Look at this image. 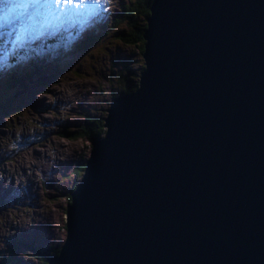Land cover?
Instances as JSON below:
<instances>
[{
    "label": "water",
    "instance_id": "water-1",
    "mask_svg": "<svg viewBox=\"0 0 264 264\" xmlns=\"http://www.w3.org/2000/svg\"><path fill=\"white\" fill-rule=\"evenodd\" d=\"M150 11L47 264H264V0Z\"/></svg>",
    "mask_w": 264,
    "mask_h": 264
},
{
    "label": "rangeland",
    "instance_id": "rangeland-1",
    "mask_svg": "<svg viewBox=\"0 0 264 264\" xmlns=\"http://www.w3.org/2000/svg\"><path fill=\"white\" fill-rule=\"evenodd\" d=\"M121 2L127 0H102L98 18L80 29L74 15L59 17L57 29L39 40L23 16L0 24V263L40 264L26 244L52 249L66 238L68 194L81 179L74 170L89 160L92 145L70 135L85 114L107 117L121 92L114 73L125 59L134 69L144 63L112 27ZM87 37L92 41L81 46ZM15 76L24 78L8 85Z\"/></svg>",
    "mask_w": 264,
    "mask_h": 264
},
{
    "label": "trees",
    "instance_id": "trees-1",
    "mask_svg": "<svg viewBox=\"0 0 264 264\" xmlns=\"http://www.w3.org/2000/svg\"><path fill=\"white\" fill-rule=\"evenodd\" d=\"M155 1L156 0H127V2H121L117 14L112 18V27L120 29V31L117 33V38L125 45L137 48L141 56L145 50V39L142 35L147 27L146 18L151 15L150 6ZM91 39V37H87V41H85V44L81 46L89 45V42L92 41ZM144 68V63L137 69L131 68L130 61L125 59L119 65V69L114 73V78L116 79V81H118V86H120L121 92H119V94H116L115 96H112L111 99L119 95L135 91L139 86V75ZM23 78V76H21L20 78L15 76L7 84L15 85L18 82L20 83ZM27 79H29L28 76ZM83 117L84 121L80 124L77 131L70 135L72 136L71 138L82 137L93 141L104 136L106 128L105 126H103V117L91 115L89 113L83 115ZM85 166L86 163L84 162L74 170L78 178L82 177V175L84 174ZM75 187L76 184L73 186V189ZM71 200L72 198L69 193L67 203L68 205ZM26 248L28 252L34 253L38 257V259L40 260V264H47V258L51 255L57 254L60 249V247L52 249L47 247H35L32 244H26ZM8 263L9 262H7L6 264Z\"/></svg>",
    "mask_w": 264,
    "mask_h": 264
},
{
    "label": "bare ground",
    "instance_id": "bare-ground-1",
    "mask_svg": "<svg viewBox=\"0 0 264 264\" xmlns=\"http://www.w3.org/2000/svg\"><path fill=\"white\" fill-rule=\"evenodd\" d=\"M15 1H16L15 4L17 6L15 7V10L13 12H11L7 15L5 14L4 11L0 12V24L2 26L6 25V24L9 25L13 19H16V18L23 16L25 19V23L27 25H30L33 23V25H35L37 27V28L33 29L32 33H31V34H34L33 35L34 40H39L40 37L42 35H44L45 33L52 34L57 29L58 18L47 16L44 14L33 13L34 11H37V10H36V7L32 4V0H15ZM89 1H90V5L85 11L81 12L80 9H78V10H76L78 14L76 13V11H74L72 13V15H74L75 18H78L80 20V22H79L80 24L79 25L77 24V27H76L78 29H80L82 27L85 19H88L89 23L92 20L97 19L99 16L98 14H99L101 8L104 7V5H95L97 7L94 9V12H91V9H92L91 4L92 3H91V0H89ZM0 6L4 7V5H0ZM83 13L84 14L88 13L89 17H88V15L82 16L81 14H83ZM45 27H48L50 32H48V31H46L44 33H43V31L40 32ZM14 189H12V190H14Z\"/></svg>",
    "mask_w": 264,
    "mask_h": 264
},
{
    "label": "snow or ice",
    "instance_id": "snow-or-ice-1",
    "mask_svg": "<svg viewBox=\"0 0 264 264\" xmlns=\"http://www.w3.org/2000/svg\"><path fill=\"white\" fill-rule=\"evenodd\" d=\"M101 2L102 0H91L93 5H100ZM0 3H3L6 15L13 12L17 6L13 0H0ZM88 3L89 0H32L38 14L56 18L69 16Z\"/></svg>",
    "mask_w": 264,
    "mask_h": 264
}]
</instances>
